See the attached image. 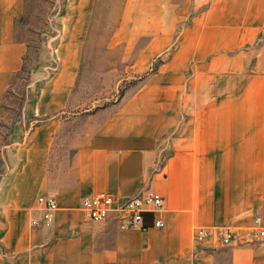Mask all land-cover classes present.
Returning a JSON list of instances; mask_svg holds the SVG:
<instances>
[{
    "label": "crops",
    "instance_id": "obj_1",
    "mask_svg": "<svg viewBox=\"0 0 264 264\" xmlns=\"http://www.w3.org/2000/svg\"><path fill=\"white\" fill-rule=\"evenodd\" d=\"M101 2L59 0L34 52L38 84L7 131L0 264H264V241L194 239L249 229L264 209V0H120L104 48L146 77L85 113L74 93ZM24 4L0 0V107L29 47L16 29ZM96 193L163 205L122 230L86 217L81 199ZM40 195L57 204L49 226L31 225Z\"/></svg>",
    "mask_w": 264,
    "mask_h": 264
},
{
    "label": "rangeland",
    "instance_id": "obj_2",
    "mask_svg": "<svg viewBox=\"0 0 264 264\" xmlns=\"http://www.w3.org/2000/svg\"><path fill=\"white\" fill-rule=\"evenodd\" d=\"M58 1L59 0H25L23 14L17 20V35L27 40L29 47L23 66L19 72L12 76L9 88L1 100L0 175L7 170L6 146L9 143L7 136L8 127L11 123L22 119L23 101L27 93L38 84L30 79V72L33 68L34 52L41 42L51 35V23L58 7ZM119 3L120 0H102L100 4L97 21L91 30L88 47L85 49L83 75L81 74L82 77L78 81V86L74 93V101L76 102L78 111L83 108L85 109L83 112L86 113V109H88L91 113L99 108L108 106L126 90L139 86L146 77L144 73L134 74L132 76L126 74L123 70L125 61L123 60L122 51L120 49L111 50L104 48L105 42L110 34L107 21L116 18ZM157 63L158 59H155L152 66H156ZM25 121L29 122V119L25 118ZM198 229H196V231ZM211 229L229 230L227 228ZM196 231L194 232L195 240ZM212 236L216 237L215 235ZM216 239L219 241L217 237Z\"/></svg>",
    "mask_w": 264,
    "mask_h": 264
},
{
    "label": "built area",
    "instance_id": "obj_3",
    "mask_svg": "<svg viewBox=\"0 0 264 264\" xmlns=\"http://www.w3.org/2000/svg\"><path fill=\"white\" fill-rule=\"evenodd\" d=\"M37 203L41 218H33L31 225H51L57 211L55 199L49 195H40L37 197ZM162 205V197L153 193H138L124 198L105 193H96L85 195L80 202V207L89 220L96 223L112 220L122 230H129L139 226L143 221L145 212L158 211ZM154 225L161 227L163 222L160 219H156ZM212 235H215L223 245L250 244L263 241L264 209L254 216L252 225L248 230L238 233L226 229L200 228L196 231L195 238L197 241H203Z\"/></svg>",
    "mask_w": 264,
    "mask_h": 264
}]
</instances>
